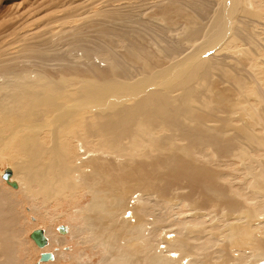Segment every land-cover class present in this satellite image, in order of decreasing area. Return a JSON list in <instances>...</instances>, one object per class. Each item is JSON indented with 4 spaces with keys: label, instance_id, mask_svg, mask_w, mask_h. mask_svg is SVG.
<instances>
[{
    "label": "bare ground",
    "instance_id": "obj_1",
    "mask_svg": "<svg viewBox=\"0 0 264 264\" xmlns=\"http://www.w3.org/2000/svg\"><path fill=\"white\" fill-rule=\"evenodd\" d=\"M263 21L264 0H0V264H264ZM212 154L251 159L248 191ZM209 212L229 222L202 240Z\"/></svg>",
    "mask_w": 264,
    "mask_h": 264
},
{
    "label": "rangeland",
    "instance_id": "obj_2",
    "mask_svg": "<svg viewBox=\"0 0 264 264\" xmlns=\"http://www.w3.org/2000/svg\"><path fill=\"white\" fill-rule=\"evenodd\" d=\"M259 27H261V26H259ZM251 73H255L257 75V71L253 70L252 68H251ZM259 76L261 77V80L264 82V73H261ZM263 152H264V148L255 147L253 149V151H252V154H254L256 156H260ZM211 157H212V160H213V162L211 164L213 168L218 170L222 174V176L224 178H226L227 180L235 183L236 186L245 187L246 191H248L247 185H245L244 182L248 184L246 176H247V173H248L247 167H249V164L251 163V159L250 158H248L247 156L240 157V156L235 155V154L225 155V156L224 155L212 154ZM202 160L206 161V159H203V158H202ZM8 168H10V167L7 164L3 165L0 168V170L2 171L1 176H2V178L4 180H5V177L8 180H10L12 178V175H13L12 174L13 173L12 169L10 168L11 170H9ZM6 170H7V172H6ZM132 201L133 200H131V202ZM68 205L69 204H66V206H68ZM24 208H25L26 212H29L30 211L29 208H31V206H29V204H25ZM50 208L53 209V205H51ZM32 215H34V217ZM184 215H185V213H182L178 209H176L175 210V215L172 216L170 219H174V217H183ZM36 217H37V215L35 216V214H31V217H30L31 222H33V223L36 222L35 221V220H37ZM228 222L229 221L225 217L221 218V217L216 216L214 213L209 212V214L205 217V223L203 225V230H202V235H203V239L202 240H205L207 238L221 237L222 235H224L225 234V230H226V224ZM45 224L47 225L48 222L47 223H39L37 225L38 227L37 226L35 227V226H32V225L30 226L28 224L27 225L25 224L26 226H28V229L25 226L26 227L25 230L28 231V232L26 231V235L30 236V234L32 233V230L34 231L35 229H39V228L47 229L50 226V225L46 226ZM57 224L61 225V226H65V222H61V223L59 222ZM29 226L32 229L29 228ZM66 245H67V248L68 247H73V249L76 248V247H74V246H72L70 244H66ZM30 247H29V255H28L29 257L27 256V262H28V264H37L38 256H39V253H40L41 250H39V252H38V251H36L34 249L33 245L32 246L30 245ZM54 247H58V245H53L52 248H54ZM209 251L210 252H214V254L216 256L218 255L217 252H215V249L213 247ZM32 252H33V255H32ZM91 262H93V261H91ZM95 262H96V260H95Z\"/></svg>",
    "mask_w": 264,
    "mask_h": 264
},
{
    "label": "water",
    "instance_id": "obj_3",
    "mask_svg": "<svg viewBox=\"0 0 264 264\" xmlns=\"http://www.w3.org/2000/svg\"><path fill=\"white\" fill-rule=\"evenodd\" d=\"M32 236L37 239L40 244H43L45 241L42 230H36L35 232H33Z\"/></svg>",
    "mask_w": 264,
    "mask_h": 264
},
{
    "label": "snow or ice",
    "instance_id": "obj_4",
    "mask_svg": "<svg viewBox=\"0 0 264 264\" xmlns=\"http://www.w3.org/2000/svg\"><path fill=\"white\" fill-rule=\"evenodd\" d=\"M130 215V214H129Z\"/></svg>",
    "mask_w": 264,
    "mask_h": 264
}]
</instances>
